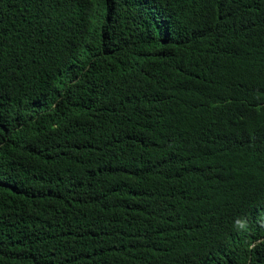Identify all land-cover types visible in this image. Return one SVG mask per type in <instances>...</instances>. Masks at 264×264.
Instances as JSON below:
<instances>
[{
    "label": "trees",
    "instance_id": "16d2710c",
    "mask_svg": "<svg viewBox=\"0 0 264 264\" xmlns=\"http://www.w3.org/2000/svg\"><path fill=\"white\" fill-rule=\"evenodd\" d=\"M0 264H264V0H0Z\"/></svg>",
    "mask_w": 264,
    "mask_h": 264
},
{
    "label": "clouds",
    "instance_id": "9594fccd",
    "mask_svg": "<svg viewBox=\"0 0 264 264\" xmlns=\"http://www.w3.org/2000/svg\"><path fill=\"white\" fill-rule=\"evenodd\" d=\"M237 223H239V222H237Z\"/></svg>",
    "mask_w": 264,
    "mask_h": 264
}]
</instances>
